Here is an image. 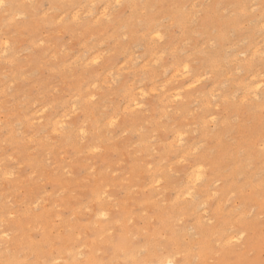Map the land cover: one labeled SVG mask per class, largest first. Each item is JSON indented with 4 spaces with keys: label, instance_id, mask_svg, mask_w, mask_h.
Returning a JSON list of instances; mask_svg holds the SVG:
<instances>
[{
    "label": "rangeland",
    "instance_id": "374dc122",
    "mask_svg": "<svg viewBox=\"0 0 264 264\" xmlns=\"http://www.w3.org/2000/svg\"><path fill=\"white\" fill-rule=\"evenodd\" d=\"M4 5L0 264H264V0Z\"/></svg>",
    "mask_w": 264,
    "mask_h": 264
},
{
    "label": "bare ground",
    "instance_id": "6f19581e",
    "mask_svg": "<svg viewBox=\"0 0 264 264\" xmlns=\"http://www.w3.org/2000/svg\"><path fill=\"white\" fill-rule=\"evenodd\" d=\"M4 2H5V0H4ZM0 8H1V7H0ZM1 54H2V53H1ZM255 89H256V88H255ZM255 89L253 90L254 92L256 91ZM251 92H252V90H251ZM178 94H179V93H178ZM178 94H176V95L178 96ZM251 94H252V93H251ZM176 95H175V96H176ZM172 96H173V95H172ZM175 98H177V97H175ZM133 99H134V98H133ZM177 99H178V98H177ZM177 99H176V100H177ZM135 100L137 101V103L139 102V100H137V98H136ZM135 100H134V101L132 100V103H134ZM129 101H130V100H129ZM137 103H136V104H137ZM133 105H134V104H133ZM133 105H132V106H133ZM138 105H139V104H138ZM132 106H131V107H132ZM139 106H140V105H139ZM136 107H137V106H136ZM136 107L133 106V108H136ZM56 122H57V121H56ZM57 123H58V124H61V122L59 123V121H58ZM57 123H56V127H54L55 125L53 126V127L55 128V130L57 129V125H58ZM58 126H60V125H58ZM53 127H52V129H51L52 131L54 130ZM58 128H59V127H58ZM60 129H61V128H60ZM60 129H59V130H60ZM55 132H58V129H57ZM192 168H193V167H192ZM189 169H190V168H189ZM199 170H200V169H199ZM199 170H198V173L200 172L199 174H198L197 172L194 173V174H197L198 176L201 175V177H202V172H201V170H200V171H199ZM192 171H193V170H192ZM192 171H191V172H192ZM195 171H196V170H195ZM193 172H194V171H193ZM190 174H191V173H190ZM190 174H188V175H190ZM192 175H193V174H192ZM199 177H200V176H199ZM201 177H200V178H201ZM194 178H195V180L198 179L197 177H194ZM195 180H194V181H195ZM194 181H193V182H194ZM198 181H200V180H197V181H195V182H198ZM185 182H186V181H185ZM187 184H188V182H187ZM189 184H190V183H189ZM190 185H191V184H190ZM192 185H193V184H192ZM190 188H192V186H190ZM187 190H188V189H187ZM190 190H191V189H190ZM95 193L98 194L97 192H95ZM95 193H93V195H92L93 197H94V194H95ZM185 194H186V192H185ZM186 195H187V194H186ZM92 196H91V198H92ZM97 196H98V195H97ZM98 197H99V196H98ZM96 199H97V197H96L95 199H93V200H96ZM263 203H264V202H263ZM263 203H262V204H263ZM101 211H102V210H101ZM98 213H99V212H98ZM101 213H103V211L100 212V214H101ZM101 215H102V214H101ZM199 226H200V225H199ZM197 227H198V226H197ZM198 228H200V227H198ZM198 228H197V229H198ZM203 230H204V229H203ZM199 231H200V229H199ZM199 233H200V232H199ZM200 234H201V233H200ZM203 235H204V231H203ZM201 236H202V235H201ZM204 236H205V235H204ZM204 236H203V237H204ZM224 240H225V239H224ZM174 242H175V241H174ZM224 242H225V241H224ZM224 242H223V243H224ZM174 244H176V242H175ZM174 246H176V245H174ZM176 248H177V247H176ZM122 249H126V248L124 247V248H121V250H122ZM113 250H114V249H113ZM129 250H130V249H129ZM132 250H133V249H132ZM114 251H118V249H116V250H114ZM124 251H126V250H124ZM60 252H61V251H60ZM60 252H58V253H60ZM118 252H119V251H118ZM121 252H122V251H121ZM133 252H134V251H132V253H133ZM174 252H175V251H174ZM91 253H92V252H91ZM114 253H116V252H114ZM127 253H131V252H130V251H129V252L127 251ZM172 253H173V252H172ZM61 254H62V253H61ZM173 254H174V253H173ZM116 255H117V253H116ZM125 255H129V254H125ZM125 255H124V256H125ZM130 255H131V254H130ZM170 255H171V254H170ZM58 256H59V255H58ZM131 256H132L131 258L134 260V258H133L134 255H131ZM112 257H114V256H112ZM125 257H126V256H125ZM159 257H160V255H159ZM159 257H158V258H159ZM162 257H163V256H161V259H162V261H164L163 258H164L165 256H164L163 258H162ZM166 257H167V256H166ZM54 258H55V257H54ZM115 258H116V256H115ZM129 258H130V256H128L127 259H129ZM147 258H148V257H147ZM152 258H153V257H152ZM155 258H156V257H155ZM158 258H157V259H158ZM167 258H168V257H167ZM169 258H171V256H169ZM172 258H173V256H172ZM175 258H176V257H175ZM56 259H57V258H56ZM90 259H91V258H90ZM90 259H89V260H90ZM124 259H125V258H124ZM173 259H174V258H173ZM51 260H53V257L51 258ZM129 260H130V259H129ZM144 260H145V259H144ZM158 260H159V259H158ZM158 260H157V262H158ZM169 260H170V261H169ZM91 261H92V260H91ZM131 261H132V260H131ZM154 261H156V259H154ZM165 261H166V262H162L161 264H170V262H171V264H172V260H171V259H168V260L166 259ZM184 261L186 262L187 260H184ZM92 262H93V261H92ZM129 262H130V261H129ZM151 262H152V261H151ZM151 262H149V263L152 264L153 262H152V263H151ZM173 262H174V261H173ZM132 263L135 264L134 261H133ZM178 263H179V262H178ZM10 264H11V263H10ZM12 264H14V263H12ZM92 264H94V262H93ZM101 264H102V263H101ZM154 264H156V262H155ZM174 264H176V263H174ZM181 264H182V263H181ZM186 264H187V262H186Z\"/></svg>",
    "mask_w": 264,
    "mask_h": 264
},
{
    "label": "snow or ice",
    "instance_id": "6c2138e0",
    "mask_svg": "<svg viewBox=\"0 0 264 264\" xmlns=\"http://www.w3.org/2000/svg\"><path fill=\"white\" fill-rule=\"evenodd\" d=\"M3 6H5L4 5V0H0V7H3ZM170 264H171V262H170Z\"/></svg>",
    "mask_w": 264,
    "mask_h": 264
}]
</instances>
